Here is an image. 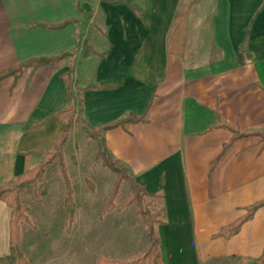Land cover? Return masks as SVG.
<instances>
[{
	"label": "crops",
	"instance_id": "0c3cea01",
	"mask_svg": "<svg viewBox=\"0 0 264 264\" xmlns=\"http://www.w3.org/2000/svg\"><path fill=\"white\" fill-rule=\"evenodd\" d=\"M123 1L0 0V73L74 53L0 81V185L53 149L62 129L53 114L68 106L63 74L74 67L89 125L144 115L103 135L127 172L161 195L164 264H252L264 250L263 207L232 237L213 235L264 199L263 144L243 138L225 149L228 126L264 131V0H192L182 54L168 52V34L183 0ZM76 130L85 132L72 126L65 157ZM12 217L0 201V258L12 251Z\"/></svg>",
	"mask_w": 264,
	"mask_h": 264
},
{
	"label": "rangeland",
	"instance_id": "374dc122",
	"mask_svg": "<svg viewBox=\"0 0 264 264\" xmlns=\"http://www.w3.org/2000/svg\"><path fill=\"white\" fill-rule=\"evenodd\" d=\"M76 123L83 127L82 121ZM85 132L76 130L64 154L74 205L57 161L22 193L29 220L21 224L20 245H27L31 264H98L100 258L133 261L150 245L145 221L136 215L138 205H123L131 194L128 182L115 199L116 208L105 212L117 175L102 165L97 141ZM146 200L150 209L160 212L157 199Z\"/></svg>",
	"mask_w": 264,
	"mask_h": 264
},
{
	"label": "trees",
	"instance_id": "16d2710c",
	"mask_svg": "<svg viewBox=\"0 0 264 264\" xmlns=\"http://www.w3.org/2000/svg\"><path fill=\"white\" fill-rule=\"evenodd\" d=\"M112 3H122L123 0H110ZM193 2H187L183 4L176 12L174 20L172 22L169 34H168V52L182 54L186 44V33H185V18L189 13ZM72 20L65 21L58 25H44L49 29H60L70 24ZM81 43L77 44L76 50L80 49ZM88 51V49L86 50ZM74 53L70 51H63L55 56H43L32 58L27 61L20 63L17 66L11 67L0 73V81L9 77L14 76L16 79L19 78L26 68H39L44 65H54L56 62L63 60L66 57L72 56ZM75 69L71 67L66 73L63 74L67 86V101L68 106L57 111L53 116H57L61 120L62 129L61 133L56 140L53 149L43 153L44 160L35 168L27 170L17 178L11 180L5 185H0V201L6 202L13 209V217L11 219V254L0 258V264L4 262L14 264H29L25 254L19 249L20 246V227L23 222L29 220L27 216L28 207L23 203L22 193L25 189L31 185H34L37 180L46 173L54 161L58 162L60 171L65 180L67 187V197L71 205H74L73 200V189L71 181L69 179L67 168L65 164V158L63 149L66 145L71 128L74 123L82 121L83 127L87 135L96 140L99 145V156L102 158V165L105 168L112 170L117 175L115 185L112 189V193L106 204L105 212L113 211L116 208L115 199L117 198L119 191L125 182H128L131 186V194L128 199L124 202V206H130L133 204L138 205L136 215L140 219H144L147 228L146 238L149 241V247L145 249L135 260H108L100 258L98 264H164L161 255V238L157 229V224H163L162 214L158 211H153L148 206L149 202H146V197H152L158 199L161 195H151L147 192L144 185L140 184L133 176H131L124 164L114 158L107 147L106 140L104 138V132L119 126H125L131 122H138L144 120V115L138 116L136 113L131 112L126 117L115 121L113 123L105 124L100 127H92L84 118H80V115L84 112V100L74 93L78 87L74 81ZM97 87L96 85H90L85 89H92ZM81 89V88H79ZM222 125V124H221ZM225 126V125H222ZM228 128L233 132V136L225 149L230 147L234 142L243 138L251 139L255 144H263L264 148V131L257 130H241L236 127ZM264 208V199L253 203L246 207V213L238 218L236 221L228 226L223 227L218 233L213 235L216 237L230 238L237 234L241 229L242 225L250 220L255 212L259 208ZM74 219V210H72L70 221ZM252 264H264V250L262 255L254 261Z\"/></svg>",
	"mask_w": 264,
	"mask_h": 264
}]
</instances>
